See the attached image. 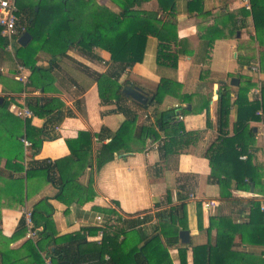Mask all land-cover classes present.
Segmentation results:
<instances>
[{"label":"crops","instance_id":"0c3cea01","mask_svg":"<svg viewBox=\"0 0 264 264\" xmlns=\"http://www.w3.org/2000/svg\"><path fill=\"white\" fill-rule=\"evenodd\" d=\"M95 1L113 11H120L110 0ZM192 1L176 0L177 35L182 43L181 46H174V49L189 53L179 56L176 71L158 64L159 41L151 36L146 44L143 61L126 71L113 64L111 55L99 48L94 49L99 60L87 58L72 49L59 61L52 63L51 56L41 52L36 57L37 66L51 67L55 80L54 84L47 86L45 92V90H32L27 86L32 72L16 60L17 49L25 48L19 43L20 37L26 33L25 30L19 29V36L12 42L11 50L8 47L6 50L0 49V98L10 101L9 109L13 114L12 106H26L32 112L35 111L36 99H41L42 102L45 97L59 99L64 105L66 118L57 128L56 138L44 142L40 153L35 156L38 160L55 161L69 156L71 153L66 141L77 139L83 132L93 136L95 156L102 144L96 136L102 132V129L107 128L115 134L124 123L126 120L124 114L111 113L116 106L101 103L96 82L99 74L107 72L120 74V83L128 81L129 84L126 86L140 88L149 98L163 78L176 79L182 86V93L190 96L192 102L182 104L174 97L167 96L160 106H150L147 111L138 110L130 134L139 135L143 126L155 124L157 125L155 129L161 138L156 141L149 139L146 148L141 152L117 155L114 161L105 165L99 172H95V197L83 204L67 205L58 200L56 198L58 190L39 174L30 182L26 181L23 203H13L6 198L7 194L1 193L0 264H36L35 253L26 244L37 243L39 240L37 233L42 227L36 230L33 222L36 237L28 238L25 219L28 213L32 218L33 210L45 201L54 209L52 234L55 232V236L62 237L80 233L86 235L88 243L98 245L103 241L104 233L113 236V230L109 227L120 226L119 221H131L132 223H129L134 224L135 227L151 232L158 223L156 217L158 212L185 205L186 217L176 218H181L182 225L187 227L181 228V231L190 232V243L186 245L187 264H194V247L207 244L209 240L212 243L216 241L219 228L216 226L208 231L212 223L211 218L214 217L226 218L230 222V229L235 230L234 227H239L234 233L225 229L232 236V245L237 254H245L249 264H264V212L261 210L264 203V188L253 187L248 191H241L235 189L234 183L229 188L224 179L218 184H211L209 177L212 169L206 156L209 148L221 134L218 124V99L221 86L228 85L234 89L229 125L224 128L229 136L234 134V125L239 112L235 101L239 86L245 78H251L256 84L248 94L249 100H262L264 73L256 72L254 68L260 70V54L264 47H261L257 40L253 16L251 10L246 7L245 0H196L201 3L200 9L198 5L191 8ZM139 9L159 11L158 0L144 3ZM242 10L248 11L250 15L242 19ZM201 12L208 13V16H204ZM227 15L229 16L225 18ZM236 17L239 22L242 19L243 24L240 25L241 30L232 36L233 21ZM209 33L221 37L207 52L202 37L208 36ZM31 42L32 39L27 46ZM233 78L239 80L238 87L230 85ZM80 99L82 105L77 109L76 103ZM206 102L210 103L209 109L202 107ZM130 106L135 108L133 105ZM181 107L189 111L194 110L195 114H180ZM170 109H175L184 117L183 121L179 120V122L184 124L185 132L191 137L189 149L179 155L170 153L166 156L162 151L166 141L165 132L156 121L158 113ZM33 113L32 118L22 120L30 121L36 128H42L48 117L47 114ZM258 115L262 120L250 123V127L256 133L253 161L264 168L262 109ZM157 143L158 147L155 148ZM32 155L31 148H25L27 162ZM5 164V160H2L0 163L2 171L5 169ZM91 170L92 167L87 166L79 177L78 181L83 186L88 185ZM12 174L5 170L2 176L11 177ZM212 202L213 205L207 207ZM253 203L260 204L262 219L252 220ZM111 209L118 214L113 220L107 213V210ZM146 216L148 221L145 224L141 226L136 224L138 220L143 221ZM98 217H102L101 223ZM199 220L202 221L201 225ZM176 223L178 226L179 221ZM122 238L123 236L118 242ZM180 244L184 246L181 240ZM180 244L170 248L173 264H181ZM44 246L45 250L39 251L43 260L47 256V250L51 248L48 247L47 242ZM105 257L108 260V256Z\"/></svg>","mask_w":264,"mask_h":264},{"label":"trees","instance_id":"16d2710c","mask_svg":"<svg viewBox=\"0 0 264 264\" xmlns=\"http://www.w3.org/2000/svg\"><path fill=\"white\" fill-rule=\"evenodd\" d=\"M110 1L120 9L119 12L100 5L95 0H19L18 27L31 34L32 42L25 48L17 49L16 60L32 72L27 84L29 88L46 92L47 86L54 84L52 68L37 66L36 57L41 52L49 54L52 63L59 61L72 49L87 58L99 60L94 53V49L99 48L111 55L113 64L126 71L143 61L150 36L159 41L158 64L174 71L178 69L179 56L189 53L174 49V46H181L182 43L177 35L176 0H158L159 11L139 9L151 0ZM194 5H198L199 9L202 8L201 3L196 0L191 2V8H194ZM201 13L208 16V13ZM241 15L244 19V16L250 13L242 10ZM251 15L257 40L260 46L264 47V0H251ZM242 19L239 22L236 17L233 21L232 36L241 30ZM220 37L212 33L202 37V40H205L204 47L207 52ZM7 46L8 41L2 36L0 30V49L6 50ZM259 66L260 72L264 73V50L260 54ZM119 80L120 74L112 72L99 74L96 78L101 103L116 106L111 113H122L126 116V120L115 134L107 128L102 129V132L96 136L102 144L95 156L93 155V136L83 132L77 139L66 141L71 153L69 156L55 161L35 159L44 142L56 138V130L66 118L63 103L52 97H45L42 102L41 99H36L33 112L48 116L44 126L39 129L30 121H23L13 114L9 109L10 101L2 98L0 163L5 160L4 171L15 175L4 177L2 176L4 171L0 169V194L3 192L7 194L6 198L13 203H23L26 181L30 182L39 174L58 190L56 196L58 200L67 205L83 204L95 197V172H99L105 165L114 161L117 155L141 152L146 148L149 139L156 141L161 138L155 129L157 127L155 124L143 126L139 135L130 134L138 110L147 111L150 106H160L167 96L174 97L182 104L191 102L190 96L182 93V86L176 79L163 78L157 89L152 92L149 106L145 108L131 102L123 94V88L129 82L120 83ZM255 86L251 78H245L239 86L235 101L239 112L232 136H229L224 128L229 125L234 89L228 85L220 88L218 124L221 134L206 153L212 169L209 177L211 184H218L224 179L229 188L234 183L235 189L241 191H248L253 187L264 188V168L253 161L256 133L250 127L251 122L262 120L258 112L262 109L264 113V86L262 100L250 101L248 94ZM76 105L77 109H80L81 99ZM209 105L210 103L206 102L202 107L209 109ZM180 114L190 115L195 114V111L181 107ZM178 118L179 113L175 109L158 113L156 122L166 136L162 147L165 155L170 153L179 155L189 149L191 136L185 132L184 124L179 122ZM23 140L29 141L32 146L33 155L28 162ZM87 166H91L92 170L88 185L83 186L78 179ZM47 203L45 201L38 205L32 213L35 229L42 227V230L37 233L39 240L37 243L26 244L35 253L36 264H45L39 251L45 250L46 242L48 247H51L46 249L47 257H50L54 264H173L170 248L180 244L181 228H187L182 225L181 218H176L177 216L186 217V206L181 205L178 208L158 212L156 215L158 223L151 232L135 227L134 224L129 223L131 221H119L120 226L109 227L113 230V236L104 233L103 241L98 245L88 243L86 235L80 233L62 237L55 236V232L52 234L54 209ZM253 204L252 220L262 219L260 204ZM107 213L112 216L111 220L118 215L112 209L107 210ZM147 221L148 216L144 217L143 221L138 220L136 224L141 226ZM176 221H179L178 226ZM201 222L199 220L200 225ZM211 222L208 231L216 226L219 228L216 241L212 243L209 240L207 244L194 247L193 263L249 264L245 254L239 255L234 250L232 236L228 230H225L229 229L234 233L239 227H234L235 230L230 229V222L226 218L214 217L211 218ZM121 236L123 238L118 242ZM186 245L188 244L179 247L181 264H187L188 247ZM105 256H108V260Z\"/></svg>","mask_w":264,"mask_h":264},{"label":"built area","instance_id":"2783aa9c","mask_svg":"<svg viewBox=\"0 0 264 264\" xmlns=\"http://www.w3.org/2000/svg\"><path fill=\"white\" fill-rule=\"evenodd\" d=\"M19 0H0V30L3 37L8 41V49L11 50L12 42L19 36ZM245 5L248 10H251L250 0H245ZM24 31V30H22ZM256 72L260 70L254 68ZM260 92V91H259ZM257 92V93H259ZM14 114L20 119L26 120L32 118L34 113L26 106H12ZM180 121H183L184 117L179 115L178 118ZM25 148H31V143L27 140H23ZM158 147V143L155 145V148ZM213 205V202L210 203L207 207ZM261 210L264 212V203L261 206ZM26 226L28 228V238L34 239L36 237V231L33 226V221L31 214H26ZM98 221L102 222V217H98ZM104 229V227H102ZM103 234V233H102ZM45 264H54L50 257L45 258Z\"/></svg>","mask_w":264,"mask_h":264},{"label":"water","instance_id":"95a60500","mask_svg":"<svg viewBox=\"0 0 264 264\" xmlns=\"http://www.w3.org/2000/svg\"><path fill=\"white\" fill-rule=\"evenodd\" d=\"M31 39H32L31 34L26 32L20 37L19 43L22 46L26 47ZM230 85L233 87H238L239 86V80L236 78H233L230 81ZM123 94L127 98L133 100L134 102H136V103H138L144 107H148V104L150 102V98L140 88L133 87V86H125L123 88ZM1 102H2V98H0V103ZM179 235H180V240H181L182 244H189L190 243V232L188 230L180 231Z\"/></svg>","mask_w":264,"mask_h":264}]
</instances>
